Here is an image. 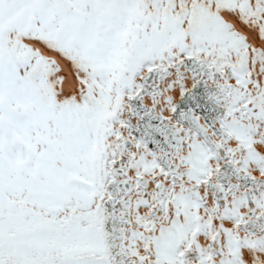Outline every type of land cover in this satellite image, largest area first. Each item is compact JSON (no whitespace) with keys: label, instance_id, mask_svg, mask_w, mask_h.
<instances>
[{"label":"snow or ice","instance_id":"obj_1","mask_svg":"<svg viewBox=\"0 0 264 264\" xmlns=\"http://www.w3.org/2000/svg\"><path fill=\"white\" fill-rule=\"evenodd\" d=\"M0 264H264V0H0Z\"/></svg>","mask_w":264,"mask_h":264},{"label":"bare ground","instance_id":"obj_2","mask_svg":"<svg viewBox=\"0 0 264 264\" xmlns=\"http://www.w3.org/2000/svg\"><path fill=\"white\" fill-rule=\"evenodd\" d=\"M62 65H63L62 70L65 71V72H67L68 75H69V78H71V69L64 62H62Z\"/></svg>","mask_w":264,"mask_h":264}]
</instances>
